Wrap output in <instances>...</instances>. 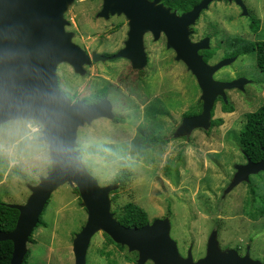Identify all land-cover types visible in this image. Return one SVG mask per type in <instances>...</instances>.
I'll use <instances>...</instances> for the list:
<instances>
[{"label":"rangeland","instance_id":"374dc122","mask_svg":"<svg viewBox=\"0 0 264 264\" xmlns=\"http://www.w3.org/2000/svg\"><path fill=\"white\" fill-rule=\"evenodd\" d=\"M243 1L249 14L260 21L257 32L251 29V16L227 0L212 2L192 25L191 40H210L214 49L210 63L220 58L225 45L220 40L226 35L264 39V0ZM101 6L102 0H71L62 14L65 31L90 55H109L123 47L127 38L124 15L99 16ZM143 43L147 63L139 69L126 58L92 61L81 74L69 64L57 66L59 85L66 93L76 90V98L81 99L103 86L108 89L114 115L122 117L121 122L99 118L79 126L75 150L100 185L117 184L109 194L110 210L133 201L146 210L149 221L166 218L182 258L188 254L193 261L203 257L213 234L220 250L233 249L240 256L247 253L264 264V170L231 186L236 166L246 162L239 131L246 114L263 99L264 73L256 65L254 53L223 67L213 77L230 69L250 71L257 87H248V93L233 91V102L227 104L233 111L221 112L220 103L213 105L209 120L221 118L220 125L194 127L179 134L183 114L201 109L200 88L186 65L166 47L165 37L154 39L146 33ZM32 122L44 128L35 117L0 122V200L8 204H25L31 187L51 167L45 141L39 142L42 147L12 146L9 129ZM148 134L162 135L167 141L143 143L140 135ZM122 173L128 177L124 185L114 181ZM74 187L64 183L52 193L42 213L47 225L34 228V242L26 244L27 264H74L72 242L86 221L85 206ZM104 234L99 230L92 236L86 264H110L101 249L111 252L113 264H137V251L118 248ZM145 263L153 264L150 260Z\"/></svg>","mask_w":264,"mask_h":264},{"label":"water","instance_id":"95a60500","mask_svg":"<svg viewBox=\"0 0 264 264\" xmlns=\"http://www.w3.org/2000/svg\"><path fill=\"white\" fill-rule=\"evenodd\" d=\"M71 0H0V122L9 118L35 117L44 124L41 140L48 145L51 167L31 187V195L23 205L10 204L19 211L10 232H0V240L13 244L10 264H22L26 244L52 193L64 183H73L86 209V221L72 242L74 264H86V253L97 231L113 242L137 251V264L150 260L153 264H261L246 253L220 250L212 234L206 254L193 261L179 255L176 241L169 235L166 218H156L141 227L122 225L110 210L109 194L116 183L100 185L88 171L75 150L78 127L97 118L113 119L112 103L104 97L95 103L84 99L72 101L58 83L57 66L68 63L76 73L84 65L97 60L126 58L135 69L145 66L143 36L150 32L154 39L163 34L166 47L175 53L195 77L201 95V111L183 118L179 134L194 127H207L215 99L224 97L225 88L235 87L239 80L219 81L213 75L230 59L209 63L200 50L209 46V38H190L193 25L202 9L213 0H200L189 11L177 14L160 0H102L99 16L124 14L128 20L127 39L116 52L91 55L66 32L63 11ZM246 13L242 0H235ZM264 170V156L236 166L231 184L236 185L253 173Z\"/></svg>","mask_w":264,"mask_h":264},{"label":"trees","instance_id":"16d2710c","mask_svg":"<svg viewBox=\"0 0 264 264\" xmlns=\"http://www.w3.org/2000/svg\"><path fill=\"white\" fill-rule=\"evenodd\" d=\"M198 0H163L164 5H167L171 8V10H176L177 13L188 11L192 8L193 4H196ZM259 27V21L257 19L252 20L251 29L256 32ZM190 29V28H189ZM191 31V30H190ZM247 50H242L241 52H247ZM254 52L255 61L257 67L264 73V40L255 41L250 45V52ZM202 56L205 61H208L209 58L213 55V50H204L202 51ZM107 88L101 87L94 93L90 94L85 98L86 103H95L102 98L107 96ZM70 99H74L73 96H69ZM224 111H232L233 107L231 105H224ZM197 111H186L183 115L184 117L193 115L198 113ZM115 122H121L122 117L115 115L113 118ZM222 123L221 118L214 119L210 122L213 125H220ZM142 142L144 141L147 144H158L164 143L167 141V138L162 135L156 134H148V135H140ZM240 149L243 155L250 159L252 162H257L264 156V90H263V99L261 105L255 109L254 111L248 112L246 114V119L239 131L238 135ZM143 142V143H144ZM127 175L125 173L117 174L115 177V182H119L120 185H124L127 181ZM74 191L78 193L76 187H74ZM115 192L111 191V193ZM110 193V194H111ZM79 194V193H78ZM112 200V198H110ZM48 202V201H47ZM47 204V203H46ZM46 207V205H45ZM45 207L42 213L45 210ZM114 214V217L124 226L127 227H141L144 224L149 222L148 214L146 210L140 206L139 204L128 201L124 203L122 206L115 207L111 210ZM262 212L264 214V208L262 207ZM42 213L39 217L38 223L35 226L38 227L40 225L46 226L47 222L42 218ZM19 215V211L11 207L10 204L5 203L0 200V232H10L13 230L17 218ZM105 235V239L109 243H114L118 248L123 249L124 246L117 244L112 241V239L107 235ZM29 242H34L32 236L30 235L28 238ZM13 244L10 240H0V264H10V259L12 255ZM100 254L104 255L107 258V261L110 264H113L112 259H110L111 252L100 250ZM29 252L26 251L22 264H27V256ZM128 258V257H127ZM129 259V258H128ZM149 264V263H145Z\"/></svg>","mask_w":264,"mask_h":264},{"label":"flooded vegetation","instance_id":"af4514ba","mask_svg":"<svg viewBox=\"0 0 264 264\" xmlns=\"http://www.w3.org/2000/svg\"><path fill=\"white\" fill-rule=\"evenodd\" d=\"M200 0H198V2H199ZM214 1H217V0H213V1H211L209 4H208V6L206 7V8H204V9H202L201 10V12H200V14L204 11V10H206L209 6H210V4L212 3V2H214ZM227 1H231V2H234L235 3V5L237 6V7H239L241 10H242V8L240 7V5L235 1V0H227ZM243 1V0H242ZM160 2L164 5V3H163V0H160ZM197 2V3H198ZM196 3V4H197ZM243 3H244V1H243ZM195 4H193V6H194ZM244 5H245V3H244ZM165 7H168V8H170L169 6H167V5H164ZM192 6V7H193ZM246 6V5H245ZM170 10H171V8H170ZM171 11H175L176 12V10H171ZM189 11V10H188ZM186 12V11H185ZM177 13V12H176ZM181 13H183V12H181ZM181 13H177V14H181ZM242 13H243V10H242ZM116 15H118L117 13H115ZM115 14H109L108 15V17H113ZM122 14V13H121ZM199 14V15H200ZM245 15H248L249 17L251 16L250 14H249V11L247 10V7H246V13H244ZM124 15V14H123ZM108 17H105V18H108ZM124 17H125V15H124ZM199 17V16H198ZM126 18V17H125ZM253 16H251V22H252V20H253ZM255 19V18H254ZM258 21H259V19H257ZM196 21V20H195ZM127 23H128V20H127ZM259 23H260V21H259ZM116 27H117V29L119 28V24H117L116 25ZM115 27V28H116ZM189 28H190V38L193 36V34H194V28H193V26L191 25V26H189ZM258 29H259V27H258ZM114 30H116V29H114ZM114 30H112V32H114ZM128 31V30H127ZM258 31V30H257ZM256 31V32H257ZM254 32V31H253ZM147 33H149L151 36H152V34L150 33V32H147ZM146 34V33H145ZM145 34H144V36H145ZM126 35H127V32H126ZM144 36H143V41H144ZM160 36H163V37H165L163 34H161ZM159 36V37H160ZM153 37V36H152ZM158 37V38H159ZM203 38H205V37H203ZM203 38H201V39H203ZM127 39V38H126ZM125 39V40H126ZM201 39H199V40H201ZM198 40V41H199ZM258 40H264V39H254V40H250V39H246V38H244L242 35H226V36H224V37H222L221 38V42H224V48H222V54H221V56H220V58L216 61V62H218V61H221V60H224V59H230V61L229 62H227L226 64H224L223 66H221V68H219L215 73H217L218 71H220V70H222L223 69V67H225V66H229V65H232L235 61H237L239 58H241V57H250V55H251V53H254L253 51L252 52H250V45L252 44V43H254L255 41H258ZM193 41V40H192ZM210 41V40H209ZM125 42V41H124ZM207 49H211V50H213V55H214V49H212L211 47H210V45L208 46V48H206V49H203V50H200L199 51V53L202 55V51L204 52V50H207ZM248 49V51L247 52H241L242 50H247ZM172 50V49H171ZM116 52V51H115ZM114 53V52H113ZM103 54V53H102ZM112 54V53H111ZM105 55H107V54H105ZM110 55V54H109ZM212 55V56H213ZM255 55V54H254ZM211 56V57H212ZM210 59V58H209ZM208 62H209V60H208ZM216 62H214V63H216ZM256 62V61H255ZM210 63V62H209ZM132 66V65H131ZM260 70V69H259ZM262 72V71H261ZM214 73V74H215ZM248 73H249V75H248ZM250 75H252V74H250V71H248V72H242V73H239V72H237V70H235V69H230L229 70V73H224L221 77H218L216 80H219V81H223V82H226V81H232V80H239V84L237 85V86H235V87H231V88H225L224 90H223V93H224V97H222V96H220V95H218L217 97H216V99H215V102H214V104L216 103V102H218V103H220V105H219V110L222 112V111H224L223 110V107H224V105H227L228 103H232L233 102V98H232V95L233 94H235V93H248V92H250L249 91V89H248V87H251V86H256L257 87V85L255 84V81H254V78H252ZM59 81H60V83H61V80H60V76L58 77V83H59ZM60 86V85H59ZM103 87V86H102ZM61 88V87H60ZM101 88V87H100ZM62 89V88H61ZM99 88H97L96 89V91L98 90ZM63 90V89H62ZM68 90V89H67ZM107 91H108V89H107ZM235 93H234V92ZM65 92V91H64ZM68 92L69 93H66L67 95H68V97L69 96H73L74 97V99L72 100V101H76V100H78L77 98H76V96H77V93H76V90H72L71 92H70V90H68ZM231 93H232V95H231ZM107 95H108V93H107ZM89 96V95H88ZM88 96H86V97H88ZM86 97H83V98H81V99H84L85 100V98ZM107 97V96H106ZM70 98V97H69ZM98 102V101H97ZM112 103V102H111ZM202 105V104H201ZM228 106V105H227ZM233 107V106H232ZM113 111V110H112ZM200 111H201V109H200ZM199 111V112H200ZM233 111V110H232ZM198 112V113H199ZM211 112H212V110H211ZM225 112H227V111H225ZM114 113V112H113ZM198 113H195V114H198ZM195 114H193V115H195ZM244 156V155H243ZM244 159H245V161H247V158L244 156Z\"/></svg>","mask_w":264,"mask_h":264},{"label":"clouds","instance_id":"9594fccd","mask_svg":"<svg viewBox=\"0 0 264 264\" xmlns=\"http://www.w3.org/2000/svg\"><path fill=\"white\" fill-rule=\"evenodd\" d=\"M8 135L13 139V147L24 145L25 147H42L39 142L44 136L42 125L36 122L19 124L9 129ZM0 148L3 144L0 143Z\"/></svg>","mask_w":264,"mask_h":264},{"label":"crops","instance_id":"0c3cea01","mask_svg":"<svg viewBox=\"0 0 264 264\" xmlns=\"http://www.w3.org/2000/svg\"><path fill=\"white\" fill-rule=\"evenodd\" d=\"M64 63H65V62H64ZM66 64H68V63H66ZM71 67H72V66H71ZM72 69H73V68H72ZM74 72H75V71H74ZM62 86H63V85H62ZM97 119H99V118H97ZM94 120H96V119H94ZM94 120H93V121H94Z\"/></svg>","mask_w":264,"mask_h":264}]
</instances>
